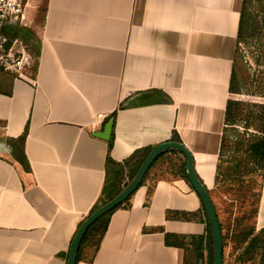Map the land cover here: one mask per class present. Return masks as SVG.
Wrapping results in <instances>:
<instances>
[{"label": "crops", "instance_id": "1", "mask_svg": "<svg viewBox=\"0 0 264 264\" xmlns=\"http://www.w3.org/2000/svg\"><path fill=\"white\" fill-rule=\"evenodd\" d=\"M30 2L31 27L9 33L38 50L28 80L0 71V264H67L100 203L108 157L180 141L208 193L216 188L243 0ZM115 112L109 149L93 133ZM23 135L29 173L7 142ZM184 164L177 151L160 156L78 264H210ZM218 217L223 264H261L257 251L241 257L247 241ZM253 227L264 229V175Z\"/></svg>", "mask_w": 264, "mask_h": 264}, {"label": "rangeland", "instance_id": "2", "mask_svg": "<svg viewBox=\"0 0 264 264\" xmlns=\"http://www.w3.org/2000/svg\"><path fill=\"white\" fill-rule=\"evenodd\" d=\"M263 17L264 9L259 0H252L249 26L237 44L240 94L235 98L244 104L243 113L237 125L227 129L218 183L212 194L209 193L224 226L240 236L250 230L254 221V209L261 186V171L241 143L242 137L247 138L248 133H256L252 126L247 131L244 122L250 117L249 113L256 114L258 106L264 102V29L262 32L256 28ZM254 117L251 119L252 125ZM234 162L241 163L239 172L233 168ZM254 169L257 171L254 172Z\"/></svg>", "mask_w": 264, "mask_h": 264}, {"label": "trees", "instance_id": "3", "mask_svg": "<svg viewBox=\"0 0 264 264\" xmlns=\"http://www.w3.org/2000/svg\"><path fill=\"white\" fill-rule=\"evenodd\" d=\"M261 7L264 9V0H259ZM252 5V0H243L242 4V11L240 16V22H239V30H238V37H237V44L238 42L244 37V33L246 32L248 26H249V18H250V7ZM260 25V27H259ZM257 29L260 28V31L263 32L264 29V17L260 21V23H257L256 25ZM26 41V40H25ZM30 48V47H29ZM31 51L33 52L34 56L37 57L38 50L35 48H31ZM262 97L264 99V89L262 90ZM240 94V87L238 83V74H237V47H236V55L235 60L233 64L232 69V75H231V81H230V88H229V98L227 101L226 106V113H225V126L223 131V137H222V144H221V151H220V157L218 161V171L220 170L222 160H223V150L225 146V140H226V132L227 129L233 126H236L239 122V119L242 117L243 113V107L244 104L239 99H236L235 96ZM121 108V106L119 107ZM250 117H248V120L244 122V128L248 131L250 129V126L254 127L256 133L249 135L247 134V138H243L242 146L246 148V151L250 154L252 158L255 160V165L260 169L261 173V186H262V179L264 175V102L261 103L258 106V111L256 114L253 112L249 113ZM252 116L254 117V124L252 125L251 119ZM116 112L111 116L113 120H115ZM8 145L11 149V155L12 158L18 163L20 166L21 171L29 173L30 167L28 164V161L25 156L24 152V143H25V135L18 139H9ZM114 142V134L112 132L111 139L109 140V149L112 148ZM180 142V141H179ZM153 149V147L145 148L140 151H136L133 155H131L128 159L121 163H114L110 157L107 158V173H106V180L104 183V187L102 190V197L100 199V203H98L94 209L91 211L93 213L95 210H97L100 206L105 204L106 202L114 199L118 194H120L127 185L132 181V179L137 174L142 162L146 158L147 154ZM113 165L112 168L110 166ZM185 164L183 165L182 169L184 171V175L186 179L189 181L188 176L186 174ZM233 168H235L236 172H239L241 170V163L234 162ZM257 170L254 169V172ZM146 177L144 178L143 183L146 181ZM217 183H218V173H217ZM261 186H260V192L258 195V201L256 203V208L254 209V220L257 215V209H258V202L261 194ZM129 201L130 198L125 201L123 204H121L119 207H117L115 210L122 208V207H129ZM214 203V202H213ZM215 206V205H214ZM216 209V207H215ZM113 210L103 218H101L94 226L90 228V230L87 232L86 236L84 237L81 246L78 251V258L77 263L80 262L82 258L83 250L85 249L87 244H90L93 248V253L95 254L98 248L100 247L101 241L105 235L106 229L108 227L109 219L112 213L115 211ZM204 210V209H203ZM205 212V211H204ZM90 213V214H91ZM217 217L218 213L216 211ZM219 220V217H218ZM205 222L207 225V231H208V239L210 244V264H213V247H212V236L209 228V224L207 221L206 213H205ZM254 222V221H253ZM82 224V223H81ZM81 224L78 226H81ZM220 227H221V234H222V225L219 221ZM77 229V231H78ZM77 231L74 234V237L77 233ZM235 235V234H234ZM239 239L242 241H247V244L244 248V251L242 253V258L246 257L247 259L251 256H254L255 252H259L261 254V264H263L264 261V229H262L259 233H254V227L253 223L251 225V228L249 231H246L241 236L237 235ZM73 237V238H74ZM243 237V238H241ZM72 238V241H73ZM226 236L222 234L223 239V247L225 243ZM71 241V243H72ZM166 243L169 244V236H166ZM71 245V244H70ZM181 246H184L183 244H180Z\"/></svg>", "mask_w": 264, "mask_h": 264}, {"label": "water", "instance_id": "4", "mask_svg": "<svg viewBox=\"0 0 264 264\" xmlns=\"http://www.w3.org/2000/svg\"><path fill=\"white\" fill-rule=\"evenodd\" d=\"M113 129V119H110L104 126V129L100 132L93 133V136L96 138H100L102 140L109 141L111 138ZM177 151L181 153L186 160V174L188 176L189 182L199 197L204 211L206 213L207 221L209 224L211 236H212V247H213V264H223V239L221 234V227L219 224V220L216 214V209L214 203L194 171L193 166V158L190 152L179 142H167L160 144L154 147L146 156L144 161L142 162L137 174L132 179V181L127 185V187L118 194L114 199L106 202L102 206H100L97 210L91 213L86 219L82 222L79 227L73 241L70 245L68 252V260L67 264H78V251L81 246V243L86 236L87 232L90 230L92 226H94L101 218L115 210L125 201H127L140 187L146 174L149 169L155 163V161L162 156L163 154ZM264 264V261H263Z\"/></svg>", "mask_w": 264, "mask_h": 264}, {"label": "built area", "instance_id": "5", "mask_svg": "<svg viewBox=\"0 0 264 264\" xmlns=\"http://www.w3.org/2000/svg\"><path fill=\"white\" fill-rule=\"evenodd\" d=\"M31 0H0V71L12 74L16 80H28L35 57L23 40L10 36L11 28L31 27L27 10Z\"/></svg>", "mask_w": 264, "mask_h": 264}, {"label": "bare ground", "instance_id": "6", "mask_svg": "<svg viewBox=\"0 0 264 264\" xmlns=\"http://www.w3.org/2000/svg\"><path fill=\"white\" fill-rule=\"evenodd\" d=\"M200 172L206 177V173H204V171L202 169H200Z\"/></svg>", "mask_w": 264, "mask_h": 264}]
</instances>
